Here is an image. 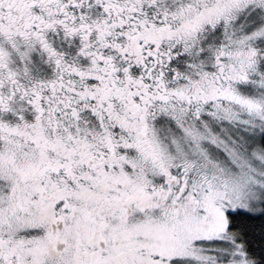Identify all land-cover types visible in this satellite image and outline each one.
<instances>
[{
    "label": "snow or ice",
    "instance_id": "snow-or-ice-1",
    "mask_svg": "<svg viewBox=\"0 0 264 264\" xmlns=\"http://www.w3.org/2000/svg\"><path fill=\"white\" fill-rule=\"evenodd\" d=\"M0 264H264V0H0Z\"/></svg>",
    "mask_w": 264,
    "mask_h": 264
}]
</instances>
